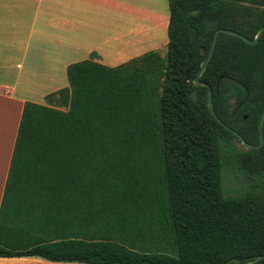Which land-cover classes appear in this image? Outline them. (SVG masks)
<instances>
[{"label": "trees", "instance_id": "16d2710c", "mask_svg": "<svg viewBox=\"0 0 264 264\" xmlns=\"http://www.w3.org/2000/svg\"><path fill=\"white\" fill-rule=\"evenodd\" d=\"M168 1L166 56L75 62L49 105L26 102L0 208V256L238 264L264 254V143L247 149L210 112L208 87L194 83L215 31L253 39L264 0ZM222 75L249 89L235 115L245 90L223 79L217 92ZM200 79L218 116L258 143L264 32L254 44L220 32ZM230 169L244 181L239 194L224 192Z\"/></svg>", "mask_w": 264, "mask_h": 264}, {"label": "crops", "instance_id": "0c3cea01", "mask_svg": "<svg viewBox=\"0 0 264 264\" xmlns=\"http://www.w3.org/2000/svg\"><path fill=\"white\" fill-rule=\"evenodd\" d=\"M169 21L168 0H0V208L26 102L49 105L69 86L72 63L163 55ZM0 264L85 263L0 256Z\"/></svg>", "mask_w": 264, "mask_h": 264}, {"label": "water", "instance_id": "95a60500", "mask_svg": "<svg viewBox=\"0 0 264 264\" xmlns=\"http://www.w3.org/2000/svg\"><path fill=\"white\" fill-rule=\"evenodd\" d=\"M220 32H225V33H228L230 35H234V36H237V37H240L242 39H244L247 43H251V44H254L256 43L259 38L262 36V33L264 32V25L261 26L259 28V30L257 31V34L256 36L252 39V38H249L247 37L246 35L238 32V31H235V30H232V29H226V28H218L215 33H214V37H213V41H212V45H211V49H210V52L205 60V62L203 63L202 67L200 68V70L198 71L197 75L195 76L194 78V83L196 86H200V85H204L206 87H208V108L210 110V112L212 113V115L214 116V118L221 124L223 125L225 128H227L228 130H230L235 136H237L240 141L242 142V144L247 148V149H253V148H259L263 145L264 143V108H263V111L261 113V116H260V120H259V132H260V140L258 143H249L245 137L239 132L237 131L236 129L232 128L230 125L226 124L219 116L218 114L216 113V110H215V107H214V103H213V89L212 87L205 81H202L200 79V77L202 76V74L204 73L212 55H213V52H214V49H215V46H216V43H217V39H218V36L220 34ZM223 79H229L239 85H241L244 90H245V95L243 97V99L236 105V107L234 108V111H233V115L236 114V112L246 103L248 97H249V89L248 87L242 82L240 81L239 79H236L232 76H229V75H222L221 77H219V79L217 80V83H216V91L219 92V86H220V83ZM192 96L194 98L197 97V89H194L192 91ZM264 259V254H260V255H256L254 257H249L247 258L246 260L244 261H241V259L239 258H236L234 259L235 263H240V264H252V263H255L257 261H260Z\"/></svg>", "mask_w": 264, "mask_h": 264}, {"label": "rangeland", "instance_id": "374dc122", "mask_svg": "<svg viewBox=\"0 0 264 264\" xmlns=\"http://www.w3.org/2000/svg\"><path fill=\"white\" fill-rule=\"evenodd\" d=\"M167 54V48L163 49V55L166 56ZM231 107H234L235 99L231 98L230 100ZM237 147L241 148V145L237 143ZM244 187V181L242 177L237 175L235 171L226 170L225 171V179H224V192L226 195H235L242 192V189Z\"/></svg>", "mask_w": 264, "mask_h": 264}]
</instances>
